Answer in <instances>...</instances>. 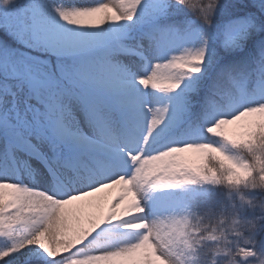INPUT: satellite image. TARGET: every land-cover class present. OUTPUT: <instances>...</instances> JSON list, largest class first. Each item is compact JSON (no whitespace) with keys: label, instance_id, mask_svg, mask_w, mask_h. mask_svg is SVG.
I'll return each instance as SVG.
<instances>
[{"label":"snow or ice","instance_id":"1","mask_svg":"<svg viewBox=\"0 0 264 264\" xmlns=\"http://www.w3.org/2000/svg\"><path fill=\"white\" fill-rule=\"evenodd\" d=\"M0 264H264V0H0Z\"/></svg>","mask_w":264,"mask_h":264}]
</instances>
